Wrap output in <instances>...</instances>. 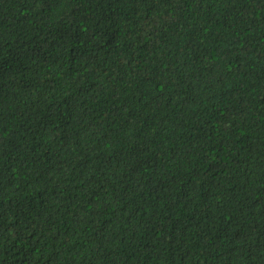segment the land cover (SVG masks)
Wrapping results in <instances>:
<instances>
[{
    "label": "trees",
    "instance_id": "1",
    "mask_svg": "<svg viewBox=\"0 0 264 264\" xmlns=\"http://www.w3.org/2000/svg\"><path fill=\"white\" fill-rule=\"evenodd\" d=\"M0 264H264V0H0Z\"/></svg>",
    "mask_w": 264,
    "mask_h": 264
}]
</instances>
